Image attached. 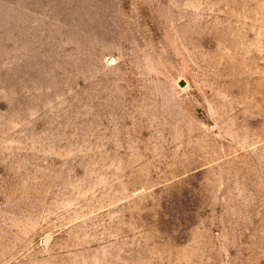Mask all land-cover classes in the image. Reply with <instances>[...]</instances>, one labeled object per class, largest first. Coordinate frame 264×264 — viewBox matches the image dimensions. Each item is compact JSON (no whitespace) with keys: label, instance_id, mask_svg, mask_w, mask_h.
I'll list each match as a JSON object with an SVG mask.
<instances>
[{"label":"rangeland","instance_id":"obj_1","mask_svg":"<svg viewBox=\"0 0 264 264\" xmlns=\"http://www.w3.org/2000/svg\"><path fill=\"white\" fill-rule=\"evenodd\" d=\"M0 264H264V0H0Z\"/></svg>","mask_w":264,"mask_h":264}]
</instances>
